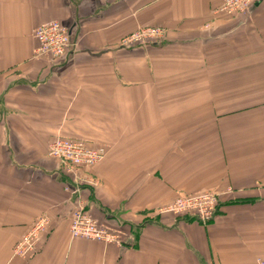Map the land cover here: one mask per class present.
I'll return each mask as SVG.
<instances>
[{
  "label": "crops",
  "instance_id": "obj_1",
  "mask_svg": "<svg viewBox=\"0 0 264 264\" xmlns=\"http://www.w3.org/2000/svg\"><path fill=\"white\" fill-rule=\"evenodd\" d=\"M222 1L0 0V264L264 260V0L234 16ZM50 21L72 46L37 58L33 32ZM148 27L164 38L121 46ZM57 138L105 150L79 196L121 246L71 238ZM203 189L220 195L211 221L161 211ZM40 217L35 252L14 256Z\"/></svg>",
  "mask_w": 264,
  "mask_h": 264
},
{
  "label": "built area",
  "instance_id": "obj_2",
  "mask_svg": "<svg viewBox=\"0 0 264 264\" xmlns=\"http://www.w3.org/2000/svg\"><path fill=\"white\" fill-rule=\"evenodd\" d=\"M256 0H223L217 9L218 14L234 16L250 11ZM37 41L35 57L59 59L72 46L69 31L58 21H50L39 25L33 32ZM165 31L158 27H148L136 30L124 36L120 43L123 47L144 45L161 41ZM47 155L60 164L65 174L72 178L73 193L76 196L75 205L70 217L69 234L73 239H85L104 245H122L118 233L100 226L86 210L83 199L80 198V188L84 185H95L89 175L93 167L105 157L103 148H91L85 142L77 139L57 138L48 146ZM220 195L203 193L197 196H180L161 211L176 217L193 216L205 224L212 220L219 206ZM50 221L47 217L35 220L13 247V255L22 259L31 256L40 239L48 232ZM255 264H264L263 259H257Z\"/></svg>",
  "mask_w": 264,
  "mask_h": 264
},
{
  "label": "rangeland",
  "instance_id": "obj_3",
  "mask_svg": "<svg viewBox=\"0 0 264 264\" xmlns=\"http://www.w3.org/2000/svg\"><path fill=\"white\" fill-rule=\"evenodd\" d=\"M91 176V177H90ZM89 177L94 181L96 180L95 178H93L92 174L90 173ZM216 193L217 191L216 190H213V189H203V190H198V191H189V193H184V194H180L178 195L177 197L174 198V200L180 196H197L199 195L200 193ZM218 194V193H217Z\"/></svg>",
  "mask_w": 264,
  "mask_h": 264
}]
</instances>
